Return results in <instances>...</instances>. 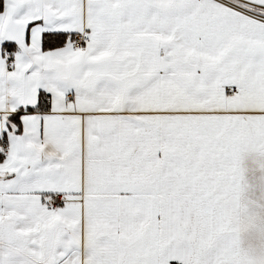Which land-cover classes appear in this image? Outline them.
<instances>
[{
	"label": "snow or ice",
	"instance_id": "6c2138e0",
	"mask_svg": "<svg viewBox=\"0 0 264 264\" xmlns=\"http://www.w3.org/2000/svg\"><path fill=\"white\" fill-rule=\"evenodd\" d=\"M0 264H264V0H0Z\"/></svg>",
	"mask_w": 264,
	"mask_h": 264
}]
</instances>
